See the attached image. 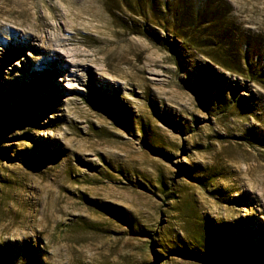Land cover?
Masks as SVG:
<instances>
[{"label": "rangeland", "instance_id": "1", "mask_svg": "<svg viewBox=\"0 0 264 264\" xmlns=\"http://www.w3.org/2000/svg\"><path fill=\"white\" fill-rule=\"evenodd\" d=\"M227 1L233 43L197 50L121 0H0V264H264V85L237 70L264 75V0Z\"/></svg>", "mask_w": 264, "mask_h": 264}, {"label": "trees", "instance_id": "2", "mask_svg": "<svg viewBox=\"0 0 264 264\" xmlns=\"http://www.w3.org/2000/svg\"><path fill=\"white\" fill-rule=\"evenodd\" d=\"M121 4V8L111 11L112 16L120 27L132 34H144L138 29V22L133 17L136 16L170 32L173 41L180 42L185 49L205 50L208 47L204 39L207 35L230 38L232 43L234 41L228 31L230 28L224 23L228 8H231L227 0H121ZM121 9H126L131 15H119ZM208 31L212 34H208ZM237 62V70L264 85V75L253 73L248 51L241 53Z\"/></svg>", "mask_w": 264, "mask_h": 264}, {"label": "bare ground", "instance_id": "3", "mask_svg": "<svg viewBox=\"0 0 264 264\" xmlns=\"http://www.w3.org/2000/svg\"><path fill=\"white\" fill-rule=\"evenodd\" d=\"M68 39L67 38H65V37H58V41L60 42L59 44H54V41L53 40H51L50 39V42H51V48L50 49H48L49 50V54L47 55V57H52V54L57 50V49H59V48H63V47H61V46H65L66 45V41H67ZM78 50V49H77ZM88 50V49H87ZM62 51V50H61ZM64 51L65 52H67L68 51V48L67 49H65L64 48ZM63 51V52H64ZM70 52H72V50L71 51H68V53H70ZM74 52V51H73ZM66 54V53H65ZM72 56H73V63H79V59H80V57L82 56V54L80 53V52H77V51H75L73 54L72 53H70ZM84 58V57H83ZM79 60V61H78ZM81 61H84V60H81ZM81 63V62H80ZM79 63V64H80Z\"/></svg>", "mask_w": 264, "mask_h": 264}]
</instances>
